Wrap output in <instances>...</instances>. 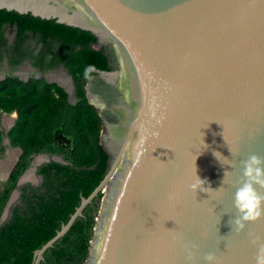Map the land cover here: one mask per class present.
<instances>
[{
    "label": "water",
    "instance_id": "95a60500",
    "mask_svg": "<svg viewBox=\"0 0 264 264\" xmlns=\"http://www.w3.org/2000/svg\"><path fill=\"white\" fill-rule=\"evenodd\" d=\"M1 9L88 31L108 58L86 87L106 172L33 264L95 198L83 264H264V0Z\"/></svg>",
    "mask_w": 264,
    "mask_h": 264
},
{
    "label": "trees",
    "instance_id": "16d2710c",
    "mask_svg": "<svg viewBox=\"0 0 264 264\" xmlns=\"http://www.w3.org/2000/svg\"><path fill=\"white\" fill-rule=\"evenodd\" d=\"M7 26L17 30L16 49L27 35L45 44L49 48L51 61L67 66L80 99L77 105H70L60 87L40 80L25 83L17 78H8L0 81V110L19 112L10 138L14 145L24 150L11 175V188L29 166L33 155L56 141L57 130L61 129L75 141V149L70 155L71 164L52 162L44 166L40 171L45 177L44 191L29 194L25 190L24 205L17 207L9 222L0 226V264H33L34 252L70 220L80 206L82 197L90 196L106 172L108 155L99 143L102 120L96 108L88 103L84 84L94 75L88 71V67L108 70V58L102 49L96 48L97 39L88 31L58 23L54 19L6 9L0 10V46L7 45L4 37ZM1 58L2 54L0 61ZM20 61L13 60L12 63ZM52 88L57 89L59 97ZM98 203L99 198H95L86 206L83 215L76 219L64 237L45 252L40 264L84 263Z\"/></svg>",
    "mask_w": 264,
    "mask_h": 264
},
{
    "label": "flooded vegetation",
    "instance_id": "af4514ba",
    "mask_svg": "<svg viewBox=\"0 0 264 264\" xmlns=\"http://www.w3.org/2000/svg\"><path fill=\"white\" fill-rule=\"evenodd\" d=\"M16 36L17 30L15 28L13 29L9 26L5 28L4 37L7 45L0 46V54H2L0 81L8 78H17L25 83H30L32 80H40L50 85H57L66 94V101L70 105H77L80 100L77 95V86L67 66L62 62L53 63L51 55L48 53L49 48L32 36H25L20 47L16 49L14 47ZM54 56L56 57V55ZM18 59L21 60L19 63H12L13 60ZM91 67L94 66H89L88 71L94 73ZM87 83L88 81L84 84L85 96ZM52 91L57 97L60 96L56 88H52ZM18 118L19 112L17 110L11 113L0 110V165L3 163L6 166L10 153L14 155L6 166L7 168H0V226L9 222L17 207L24 205L23 195L25 190L29 194L33 192L41 194L44 191L43 183L45 177L40 172L41 169L52 162L62 165L71 164L70 155L75 149L74 138L64 134L61 129L57 130L56 141L44 151L33 155L29 166L20 175L15 186L11 188V175L24 154L23 148L19 145H14L10 138V132L15 127ZM23 177L24 179L21 183ZM9 189H11L10 192ZM7 194L8 197L5 199ZM7 205L9 206L8 209Z\"/></svg>",
    "mask_w": 264,
    "mask_h": 264
},
{
    "label": "bare ground",
    "instance_id": "6f19581e",
    "mask_svg": "<svg viewBox=\"0 0 264 264\" xmlns=\"http://www.w3.org/2000/svg\"><path fill=\"white\" fill-rule=\"evenodd\" d=\"M7 122H8V120H6ZM6 122V123H7ZM13 157H14V155H13V153H11V155H10V157H9V159H8V162H7V165H8V163H9V161H11L12 159H13ZM13 162V161H12ZM1 163V162H0ZM6 165V166H7ZM6 166H4V164L2 163L1 165H0V168L1 169H3L4 167H6ZM7 168V167H6ZM9 170V169H8ZM8 172V171H7ZM28 177V176H27Z\"/></svg>",
    "mask_w": 264,
    "mask_h": 264
},
{
    "label": "crops",
    "instance_id": "0c3cea01",
    "mask_svg": "<svg viewBox=\"0 0 264 264\" xmlns=\"http://www.w3.org/2000/svg\"><path fill=\"white\" fill-rule=\"evenodd\" d=\"M10 155H11V153H10Z\"/></svg>",
    "mask_w": 264,
    "mask_h": 264
}]
</instances>
